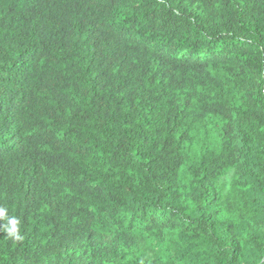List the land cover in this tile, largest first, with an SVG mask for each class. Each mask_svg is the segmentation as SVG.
<instances>
[{"label":"trees","instance_id":"1","mask_svg":"<svg viewBox=\"0 0 264 264\" xmlns=\"http://www.w3.org/2000/svg\"><path fill=\"white\" fill-rule=\"evenodd\" d=\"M4 207L0 264H264V0H0Z\"/></svg>","mask_w":264,"mask_h":264},{"label":"clouds","instance_id":"2","mask_svg":"<svg viewBox=\"0 0 264 264\" xmlns=\"http://www.w3.org/2000/svg\"><path fill=\"white\" fill-rule=\"evenodd\" d=\"M8 208H0V229L8 234V236L21 240L22 237L19 235L20 222L15 216L8 215Z\"/></svg>","mask_w":264,"mask_h":264}]
</instances>
